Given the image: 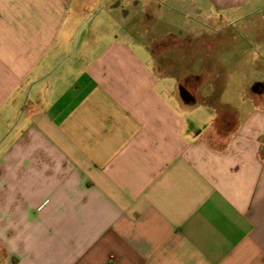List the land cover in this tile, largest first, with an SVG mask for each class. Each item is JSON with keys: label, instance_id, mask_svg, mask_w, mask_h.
<instances>
[{"label": "crops", "instance_id": "1", "mask_svg": "<svg viewBox=\"0 0 264 264\" xmlns=\"http://www.w3.org/2000/svg\"><path fill=\"white\" fill-rule=\"evenodd\" d=\"M0 264H264V0H0Z\"/></svg>", "mask_w": 264, "mask_h": 264}, {"label": "rangeland", "instance_id": "2", "mask_svg": "<svg viewBox=\"0 0 264 264\" xmlns=\"http://www.w3.org/2000/svg\"><path fill=\"white\" fill-rule=\"evenodd\" d=\"M192 19V15H189V20ZM259 21V19H257ZM209 23L210 25H207L204 27L203 29V33H205V35L207 36L208 39H210L211 41L213 40H219V38L221 39H226V41H229L228 39H232V37H229L227 34H228V29L226 28V30H224V32H218L217 31V28L218 26L216 21L212 22L211 18L209 20ZM140 51V53L144 54V55H147L145 49H138ZM202 53L203 54H190L188 56V63L185 64L183 63V67L186 68V65L188 66L189 68V72H193L194 74H200L201 72H212V71H218L220 69L225 68V71L227 70L226 69V66L224 67V65L220 62H215L214 61V54H216V49H212L211 47H208L206 46L205 48H203V50L201 49ZM203 56V57H202ZM200 59V57L202 58V63L203 64H199L197 65L196 63V58ZM177 65L180 66V64H174V68L177 69ZM174 71V70H173Z\"/></svg>", "mask_w": 264, "mask_h": 264}]
</instances>
